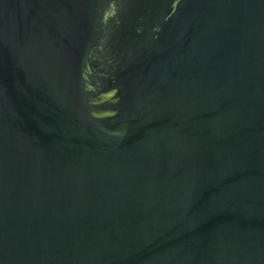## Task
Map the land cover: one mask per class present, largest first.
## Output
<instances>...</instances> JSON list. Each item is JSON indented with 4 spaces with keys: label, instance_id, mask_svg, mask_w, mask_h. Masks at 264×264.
Masks as SVG:
<instances>
[{
    "label": "water",
    "instance_id": "1",
    "mask_svg": "<svg viewBox=\"0 0 264 264\" xmlns=\"http://www.w3.org/2000/svg\"><path fill=\"white\" fill-rule=\"evenodd\" d=\"M0 264H264V0H0Z\"/></svg>",
    "mask_w": 264,
    "mask_h": 264
}]
</instances>
